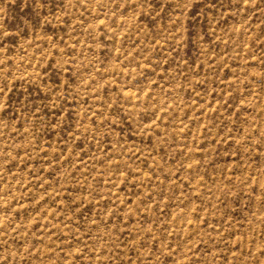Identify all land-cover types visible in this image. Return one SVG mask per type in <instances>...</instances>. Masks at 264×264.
<instances>
[{
  "label": "rangeland",
  "instance_id": "rangeland-1",
  "mask_svg": "<svg viewBox=\"0 0 264 264\" xmlns=\"http://www.w3.org/2000/svg\"><path fill=\"white\" fill-rule=\"evenodd\" d=\"M0 264H264V0H0Z\"/></svg>",
  "mask_w": 264,
  "mask_h": 264
}]
</instances>
